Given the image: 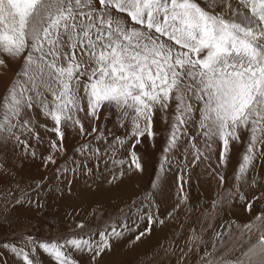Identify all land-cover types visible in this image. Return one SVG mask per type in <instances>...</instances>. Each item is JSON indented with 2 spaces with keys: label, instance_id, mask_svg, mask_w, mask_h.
Listing matches in <instances>:
<instances>
[{
  "label": "snow or ice",
  "instance_id": "6c2138e0",
  "mask_svg": "<svg viewBox=\"0 0 264 264\" xmlns=\"http://www.w3.org/2000/svg\"><path fill=\"white\" fill-rule=\"evenodd\" d=\"M6 58L21 67L0 96V140L19 141L17 131L32 133L29 113L38 108L52 121L53 152H62L70 128L103 140L104 129L95 121L102 110H114L124 136L109 133L104 150L115 153L132 141L130 160L114 163L142 170L134 149L141 138L155 137L159 114L165 123L171 117L165 153L177 146L189 123H198L203 150L193 137L196 160L219 144V163L226 165L232 142L247 132L238 181L257 147H264V0H0V66L7 67ZM47 160L56 162L52 155ZM179 188L183 194V183ZM244 227L251 231L257 225ZM112 234L120 235L115 229ZM192 239H201L194 230ZM18 243L0 241L22 264H39L38 250L55 264H79L75 254L87 251L95 258L110 247L104 232L98 241L26 236ZM210 257L205 249L200 260L215 264ZM254 257L264 264V232L224 264H252Z\"/></svg>",
  "mask_w": 264,
  "mask_h": 264
},
{
  "label": "rangeland",
  "instance_id": "374dc122",
  "mask_svg": "<svg viewBox=\"0 0 264 264\" xmlns=\"http://www.w3.org/2000/svg\"><path fill=\"white\" fill-rule=\"evenodd\" d=\"M200 2L203 3L204 0H200ZM6 62L7 67L0 66V96L5 93L21 67L20 63L14 60L6 58ZM30 111L35 116V113L40 110L34 108ZM81 116L83 117V114ZM116 120L117 114L114 110L111 113H105L102 110L100 119L95 121V126L98 129H104L103 140L95 139L97 134L93 133L91 136L86 135L79 140L69 141L65 131L66 139L64 138L63 141V151L52 154L55 163L47 160L50 154L45 157L41 156L42 158L37 160V153L43 150V146L37 139L32 149L29 139L25 136V131H17V135L20 137L19 141L15 138L7 139L8 151L13 150L11 153L5 150L6 140H0V241H10L16 243L17 246H19L18 242L26 236H34L39 240L60 236L91 237L98 241L100 232H104L109 237L113 229L124 238L126 244L116 249L119 254H123L122 257L108 256L107 253L112 249L109 247V250L105 249L95 258H93L94 253L87 251L75 254L74 258L79 261V264H203L200 257L204 255L205 249L212 253L210 258L215 261V264H224L225 261L240 257L245 250L257 243L261 232H264V215H262L264 214V189L259 188V193L254 195L245 194V190L252 189L245 186L243 182L241 188L240 180H236L238 165L245 152L248 136L241 137L240 143L243 145L239 153L231 145L229 153L231 157L226 165H222L224 170L220 176L222 175L224 179L221 183L220 193L216 197L207 202L206 198L199 196L197 204L192 190L190 196L186 194L187 202L184 203H188L187 206L191 211L208 204V207L203 209L204 213H201L202 215L196 219L197 225L195 223L192 225L193 221H191V227H187L189 224L187 223L188 214H177L172 219L171 216L166 215L163 228L153 227L152 223L157 219L152 218L150 221L148 218L150 212L135 214L137 213L135 210L141 204L145 205L147 202H151L154 207L156 206L155 200L152 198L153 184L162 167L180 166L187 172L193 171L188 160H173L168 157L167 160L164 159L166 156L165 142L168 141L170 134V116L169 122L165 123V126H163V120L159 114L154 118L153 130L158 139L157 143L146 147L143 145L144 138H141L142 141L135 146L134 150L140 160L142 159L138 153L140 150L147 154V165L140 174L142 183L138 186L136 195L126 197L125 194L112 193L113 183L106 182L100 189L102 192L82 197L83 190L76 191L82 187V184L75 180L81 179L82 181L81 174L83 173L87 177L92 175L89 171L90 165L98 163L104 169L109 166L112 169L113 164H116L114 160H130L129 148L132 141L119 148L115 153L104 152L105 147L112 140V135L109 133L119 137L124 136L125 130L117 124ZM52 126L50 120L49 131ZM33 129L32 133L35 134L37 127L33 125ZM50 133L52 137L49 138V141L57 140L55 133L52 131ZM13 140L17 142L15 145H12ZM84 144H89L90 147L83 151L79 150ZM15 146L19 147L14 148ZM20 148L22 150H15ZM97 148L101 149L98 154L95 151ZM215 150L219 154L220 147L215 146ZM206 152H204V156L207 160ZM256 152L258 153H256L254 164L258 167L264 166V147H257ZM29 155L30 158L17 161L18 158L23 157L24 159ZM13 162L15 165L12 164ZM100 162L104 163L100 164ZM116 165L123 168L124 164ZM116 169L115 167L112 172L107 170L110 172L107 175V180L117 171ZM258 175L259 170L257 169L254 176ZM112 178L114 176H111ZM251 185L259 187L254 182ZM200 202L202 203L200 204ZM234 207L242 208V215H236V210L233 211ZM149 211L151 210L149 209ZM258 215L261 216L259 221L256 220ZM137 218H141L142 222L137 223ZM253 221L257 227H253L251 231L244 227ZM78 224H83L84 227L79 228ZM182 227H184V231L180 232ZM193 230L201 238L200 240L193 241ZM125 232L130 235L128 241ZM141 233L144 235L140 236ZM217 233H221L218 238ZM137 236H140V239L137 240ZM214 244L215 248H213ZM106 255L107 257H105ZM36 258L39 264H55L51 257L40 250H38ZM0 262L2 264H22L19 257L2 245H0ZM252 264H261V258L254 257Z\"/></svg>",
  "mask_w": 264,
  "mask_h": 264
},
{
  "label": "bare ground",
  "instance_id": "6f19581e",
  "mask_svg": "<svg viewBox=\"0 0 264 264\" xmlns=\"http://www.w3.org/2000/svg\"><path fill=\"white\" fill-rule=\"evenodd\" d=\"M29 114L33 119V125L35 127H37V130H36L35 134L25 131V136L29 139V143H30L29 145H31V148L32 147L34 148L33 144H34V142L37 141V139H39L40 143L43 146V150L40 151L39 153H37V160L41 156L45 157V156H48V154L52 155L53 150L51 148V141H49V138L52 137V134L49 131L50 119L43 116L42 113H40V111L36 112L35 116H34V113L31 111ZM194 119H195V117H194ZM113 120H115V119H113ZM116 121H118V120H116ZM116 121H115V123H116ZM85 124H86V127L90 130L91 125L87 121H85ZM117 124H119V123H117ZM163 126H165L164 121H163ZM198 132H199L198 123H189L185 127L183 133L181 134L180 139L177 141V146L166 153V156L168 157V159L188 160L190 163V166L193 168V171L187 172L185 170H182V168L180 166H171L170 165L167 167H165V166L162 167L157 174L158 176H157V179L155 182L156 187L153 188L152 198L155 200L156 206L154 207L151 204V202H147L145 205L141 204L135 210V212H137L135 214H139L138 212L144 213L145 211L146 212L148 211V213L150 212L151 217L153 219H157L152 223L153 227H158V226H159V228L162 227L163 221H164L166 215L171 216V219H172L177 214H188L187 223H189V224L187 225V227H191V221H193L192 225H194V223L197 225L196 219L204 213L203 209L207 208L208 204H205L201 208L199 207V208H196L195 210L193 209V211H191V209H189L187 206L188 203H186V204L184 203L185 201L187 202V199L182 201L181 196L186 195V194H188L190 196V194L192 193L191 192V190H192L194 200L198 204L197 199L199 196L202 198L203 197L206 198L207 202H208L209 200L213 199L214 197H216L220 193V188H221L220 174L224 170V167H222L223 164L219 163V154L216 153V150H214V152H212V153L206 152L207 160L205 159L204 155L201 156L199 160L195 159V156H194L193 151L191 149V142H192L193 137H195L196 140L199 141V146L203 150L202 138L198 135ZM66 133H67V138L69 141H72L74 139L79 140V139L83 138L84 136H86V135H80L78 133V130H74L71 128L67 129ZM242 136H243V138H245V137L249 136V134L245 131H242L241 137ZM143 138H144L143 145L146 147H150V145L152 146L153 144L157 143V140H158L156 137L154 139L153 138L148 139V137H143ZM241 142H242V140H241ZM16 143L17 142L15 140H13L12 145L13 144L15 145ZM165 144H166L165 145V148H166L167 147V141L165 142ZM231 145H233V148L238 153L242 150L243 144L240 143V141L239 142L233 141ZM4 147H5L6 152H8V153L13 152V150L8 151L7 140L5 141ZM17 147H19V146H15L14 148H17ZM216 147H219V144H217ZM258 147L263 148L260 146H258ZM143 148H145V147H143ZM15 150L16 151L22 150V148L15 149ZM104 152H106V151L104 150ZM138 153L142 157V159L140 160V162L142 164V170H137L134 168V166L130 168L128 163H125L123 165V168L120 165L118 166L116 164H113L112 169H111V166L104 169V167L102 165L100 166L98 163H97L98 166H97V164L96 165H90L89 171L92 173V175L87 177L86 174L82 172L83 173V174H81L82 181H81V179L75 180V182L80 181V183L82 184V187L76 189V191H78L80 189L83 190L82 197H85L87 195H89V196L96 195L97 193H100V191L102 192V190H100L102 185L103 184L105 185L106 182H109V183H113L111 186L112 193L125 194L126 197L136 195L138 192V186L141 185V183H142V181L140 180V178H141L140 174L142 173L144 167L147 165V163H146V160H147L146 155L147 154L145 153V151L143 152L142 150H140ZM256 153H258V152L255 151L252 163L250 164V166H249L247 172L244 174L243 178L239 181V185L241 186V188H242V182H243L245 186L252 189V190H245V194L254 195V194L259 193L260 189H264V166L258 167L257 165L254 164V159L256 158ZM110 156H111V154H110ZM110 156H109V158H110ZM230 157L231 156L229 155L228 161H229ZM27 158H30V155L24 159H23V157L22 158L20 157L17 159V161L26 160ZM37 160H35V162H37ZM123 160H127V159H123ZM107 161H109V160H107ZM11 162H12V159H11ZM11 162H9V163H11ZM102 163H104V162H100V164H102ZM12 164H14V162ZM115 167L117 168L116 169L117 171L111 175V176H114V178L111 179V176H110L107 180V175L110 172H112ZM257 169L259 170V175L254 176V172ZM107 170H109L110 172H108ZM260 170H261V172H260ZM84 172H85V170H84ZM90 172H89V174H90ZM121 173H123V174H121ZM180 177H183V180L186 181V183H184L183 181L181 182V180L179 179ZM113 180H114V182H112ZM252 182L258 184L259 187H257V186L253 187L251 185ZM181 183H183V189H184L183 194L180 193V188H179V185ZM107 187H109V186H107ZM106 193H104V194H106ZM108 194H109V192H108ZM121 200H122V198H121ZM122 202H124V200H122ZM201 203L202 202H200V204ZM149 209L151 211H149ZM155 210H157V212H154ZM186 210H189V211H186ZM233 211H235L236 215H242V208H240V207H237V209H236V207H234ZM145 216H146V214L144 215V217ZM136 222L137 223L142 222L141 218H137ZM157 231H159V230H157ZM182 231H184V227L180 228V232H182ZM128 232H125V236L127 238V241L129 239V236H130L128 234ZM156 234H158V233H156ZM108 240H109L110 248H112V249L110 252L107 253V255L111 256L112 258L122 257L123 254H119L116 250L117 248H120L126 244L122 235L120 234L119 236H116V235H113L111 233L108 237ZM110 248H108V250ZM107 255L105 257H107ZM124 255H126V254H124Z\"/></svg>",
  "mask_w": 264,
  "mask_h": 264
}]
</instances>
